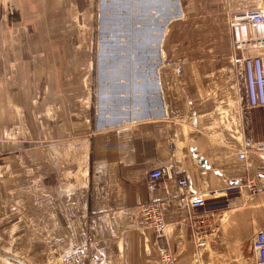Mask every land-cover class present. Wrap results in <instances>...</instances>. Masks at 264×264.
Here are the masks:
<instances>
[{"label":"crops","instance_id":"obj_1","mask_svg":"<svg viewBox=\"0 0 264 264\" xmlns=\"http://www.w3.org/2000/svg\"><path fill=\"white\" fill-rule=\"evenodd\" d=\"M257 2L200 8L191 0L185 26L174 23L183 9L161 5L109 12L95 0H0V256L22 263L23 251L9 244L48 240L50 264L75 247L97 254L96 264H163L162 252L172 264H254L264 137L255 136L242 90L233 95L229 79L206 90L200 74L187 73L190 62L175 57L185 31L212 34L215 47L216 19L264 7ZM122 15L126 24L113 22ZM105 48L115 55L105 57ZM169 60L179 69H167ZM75 143L84 171L73 167ZM162 170L169 176L150 190V175ZM178 175L189 177L193 193L220 194L212 199L222 205L218 233L204 248L184 224ZM150 202L166 204L169 233L146 220ZM74 206L80 230L90 216L96 237L86 248L57 247L76 238Z\"/></svg>","mask_w":264,"mask_h":264},{"label":"rangeland","instance_id":"obj_2","mask_svg":"<svg viewBox=\"0 0 264 264\" xmlns=\"http://www.w3.org/2000/svg\"><path fill=\"white\" fill-rule=\"evenodd\" d=\"M188 1L191 0H95V9H107L109 12L111 9H118L117 6L120 9H125L126 6L128 7H135L138 8H145L150 9L155 6H166L167 9H173V12L175 9H183V12L185 13V16L183 17H177V21H174V23H181L183 22L184 25H188L191 22H189V18L186 17L187 9H190ZM214 1V2H220L221 0H200V8L205 5L207 2ZM228 1L229 3H238V2H249L253 4L256 7L258 5V0H223ZM199 2V0H197ZM204 3V4H203ZM216 3H214L215 5ZM217 5V4H216ZM175 13V12H174ZM170 14V13H169ZM230 16H224L217 18L216 28L217 32L215 33V47L214 46H208L211 43V36L212 34L209 33H190L185 31L183 34V37H178V41H182V48L178 49L177 57H184V59H187L190 64L187 67V73H193V74H200L203 79L201 82L204 85V88L206 90H210L213 87L218 88L217 86L224 82V85H226L227 79L230 80V86H231V93L233 95H237L239 97V91L242 90V97L246 102V109L248 113V118L251 120V123L255 125L256 130V137H264V111L262 109H251L248 105V101L246 99V93H245V86L244 84L238 79L237 75V68L233 62V51H232V38L230 36V27H229V20ZM117 17V16H116ZM125 15L118 16L116 20H113V22H125L127 23V20L125 18ZM107 19L104 20V22H112V17H106ZM143 19V18H142ZM103 20V18H102ZM138 20V19H137ZM188 28H196L195 26H188ZM176 40V37L173 39ZM184 41V42H183ZM184 43V44H183ZM201 46V47H199ZM100 52V49H99ZM105 57L106 56H114L115 53H108L106 48L104 49ZM175 60V59H174ZM172 61V60H169ZM201 61L202 63H200ZM177 62V61H175ZM173 63V61H172ZM167 69L174 68L178 70L180 66L178 64H173L172 66H167L165 64ZM218 77H222V81L219 80ZM215 78V80H213ZM186 86L189 88L188 82H186ZM227 87V86H226ZM220 88V87H219ZM243 88V89H242ZM95 90V89H94ZM101 95V94H100ZM107 103V101L105 100ZM105 110V108H104ZM227 116L229 115L226 114ZM100 120L102 119V113H100ZM97 120V119H96ZM96 120L93 124L96 123ZM99 120V121H100ZM101 123V122H100ZM96 125L92 126V128H95ZM92 131H90L87 135L90 136ZM88 136V137H89ZM73 141H75V138H73ZM78 144L75 143L72 146V155H73V167L77 171L83 170V161H81V155L79 150ZM79 151V152H78ZM77 153V155H76ZM74 201V197H73ZM74 204V203H73ZM80 208L78 207H72V232L71 235L75 236L76 238H73L69 241L60 240L59 243L56 242V246L64 245V248H68L69 246H83L86 248V246L89 247V243L94 240L96 237V229L94 227V223H92V217L88 216V221L85 222L83 227L81 226L82 230H80L79 223H81L80 219L81 211H79ZM145 214V213H144ZM145 218L148 222H151L147 216L145 215ZM168 222V221H167ZM102 224H100V227L102 229ZM107 225H104L103 227L106 228ZM82 231V233H81ZM13 247V251H23V255L18 256L19 259L22 261V263H17L14 261H11L3 256H0V264H50V259L53 258L52 255H48V253L54 248L53 241L48 240H40V241H30V240H24L22 242H13L9 244V247ZM3 247V246H2ZM79 248V247H77ZM80 249V248H79ZM64 251V250H60ZM88 249H86L85 253L84 251L80 252L66 258H60L56 259L57 263L55 264H96V256L97 254H94L93 252H87ZM84 255H83V254ZM171 255L168 252H162ZM254 257V256H253ZM99 258V256H98ZM100 260L102 258H99ZM70 260H72V263H70ZM162 261V259H161ZM163 262V261H162ZM163 264H165L163 262ZM255 264V263H254Z\"/></svg>","mask_w":264,"mask_h":264},{"label":"built area","instance_id":"obj_3","mask_svg":"<svg viewBox=\"0 0 264 264\" xmlns=\"http://www.w3.org/2000/svg\"><path fill=\"white\" fill-rule=\"evenodd\" d=\"M229 27L233 62L237 68L238 79L245 86L248 105L251 109L264 111V7L235 14L229 20ZM166 64L175 65L172 61ZM236 155L238 159H246L245 151ZM166 176H169L166 170L152 173L149 189L154 190L156 184ZM176 178L178 201L189 211L184 224L194 229L197 246L204 248L218 233L216 212L222 205L215 204L212 199L219 197L220 194L217 191L193 193L187 175H178ZM165 208L166 204L162 202H150L142 207L153 227L162 234L170 232L169 224L165 219ZM104 225L106 224L101 226ZM253 254L255 264H264V226L254 236ZM161 259L165 264L173 263V258L169 254H161Z\"/></svg>","mask_w":264,"mask_h":264},{"label":"water","instance_id":"obj_4","mask_svg":"<svg viewBox=\"0 0 264 264\" xmlns=\"http://www.w3.org/2000/svg\"><path fill=\"white\" fill-rule=\"evenodd\" d=\"M216 174L221 178L223 179L224 181L226 182H238V181H231L228 177L224 176L223 174H221L220 172H216ZM80 252V249L75 247V248H72V249H69V250H66V251H58L56 254H55V258L56 259H60V258H66V257H71L77 253Z\"/></svg>","mask_w":264,"mask_h":264},{"label":"bare ground","instance_id":"obj_5","mask_svg":"<svg viewBox=\"0 0 264 264\" xmlns=\"http://www.w3.org/2000/svg\"><path fill=\"white\" fill-rule=\"evenodd\" d=\"M102 224H106V222L103 221ZM160 233H161V232H160Z\"/></svg>","mask_w":264,"mask_h":264}]
</instances>
